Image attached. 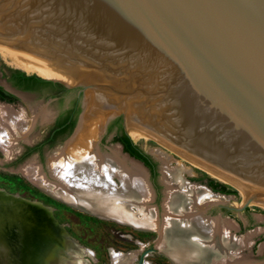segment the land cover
I'll list each match as a JSON object with an SVG mask.
<instances>
[{"label": "water", "instance_id": "1", "mask_svg": "<svg viewBox=\"0 0 264 264\" xmlns=\"http://www.w3.org/2000/svg\"><path fill=\"white\" fill-rule=\"evenodd\" d=\"M0 60L82 108L70 136L98 107L102 132L121 116L250 195L227 210L264 205V0H0ZM0 190V264H91L52 209Z\"/></svg>", "mask_w": 264, "mask_h": 264}, {"label": "bare ground", "instance_id": "2", "mask_svg": "<svg viewBox=\"0 0 264 264\" xmlns=\"http://www.w3.org/2000/svg\"><path fill=\"white\" fill-rule=\"evenodd\" d=\"M12 110L0 105V146L6 153L12 152L19 135L27 139L29 133L22 125V119ZM35 112L42 120L49 119L51 115L50 111L42 109ZM108 116L98 107H85L75 133L49 155L51 179L44 177L33 163L26 164L23 171L56 196L103 218L137 227L156 228L160 233L158 246L177 264H262L240 254V250L247 246L250 235L235 237L229 232V228L234 226L230 221L220 216H204L208 206L228 202V197L186 181L183 173H192L191 169L181 161L172 165L173 156L162 148L153 149L154 156L160 160L161 180L165 185L164 214L159 218L156 207L151 204L153 192L141 164L122 154L118 147H111L109 152L99 148V135ZM128 131L134 138H152L162 142L193 165L235 185L246 199L250 196L221 173L169 146L153 134L141 128ZM18 198L30 200L21 196ZM30 201L45 211L52 209L40 201ZM83 247L94 255L90 248ZM111 254L114 264H127L134 257L132 252L112 251ZM73 258L75 264L85 263L78 255Z\"/></svg>", "mask_w": 264, "mask_h": 264}, {"label": "rangeland", "instance_id": "3", "mask_svg": "<svg viewBox=\"0 0 264 264\" xmlns=\"http://www.w3.org/2000/svg\"><path fill=\"white\" fill-rule=\"evenodd\" d=\"M7 67L11 66L4 64L0 60V87L5 92L12 94L15 99L11 102L0 100V105H4L10 110L13 109V113L19 116L18 118H20V120L22 119V125L29 130V133L27 139L19 135V138L15 141L16 144L14 143L13 145L11 153H6L0 146V188L10 193H16L26 199L40 201L50 206L57 222L63 224L65 230L81 245L90 248L94 252V260L88 256H84L91 264H114V259L111 254L112 251L124 253L132 252L134 257L127 263L132 264L137 257V250L143 248L149 242H154L157 245L159 233L154 235L151 232L143 231V228L133 226L129 223L116 221L111 218H103L74 204L69 205L65 203L64 199L37 184L23 171L26 164L33 163L39 167V171L44 177L51 179L48 165L49 155H51L57 147L62 146L63 142L72 137L75 132L71 136L69 135L70 137L68 136L65 138L61 143L53 146L50 150L44 149V158L42 162L39 160L37 154L28 155L21 160L15 159L19 153H21L24 145L35 143L42 137L49 122V119L42 120V117L36 116L35 111L42 109L48 112L50 111L49 113L52 114L54 111L58 110V99L51 97L49 88L41 90H22L17 88L11 81L5 79L4 75H8ZM125 130L132 142L145 153L154 155L153 149L162 148L173 156L172 165H177V161H181L189 167L192 173H183L184 179L189 181V183L200 186L203 185L202 181L205 178H211L228 188L234 189L236 193L228 194V202L223 204L238 207L246 200L235 185L224 182L212 176L201 167L193 165L185 157L170 149L162 142L152 138H134L129 133L128 129ZM104 131L100 133L102 138L100 149L109 152L111 151V147H117V143L111 140V132L106 134ZM121 153L124 154V152ZM115 179L118 181L117 178ZM164 198L165 185L162 184L158 202L155 203L153 200L151 202V204L156 207L157 216L159 218H162L164 214ZM207 209L209 212L211 210L215 211L218 215L221 214L220 207L217 205H210ZM224 219L234 224L233 227L229 228V232L231 234L233 233L232 235L235 237L241 238L250 235L247 246L240 250V254L264 264V206L256 201H251L246 209L241 212L230 211V214L225 215ZM130 235H133L134 240H138L137 245L129 239L131 238ZM255 241L258 242L255 247L256 250H254L255 248L253 247ZM144 261L145 264H177L169 255L147 256L144 258Z\"/></svg>", "mask_w": 264, "mask_h": 264}, {"label": "flooded vegetation", "instance_id": "4", "mask_svg": "<svg viewBox=\"0 0 264 264\" xmlns=\"http://www.w3.org/2000/svg\"><path fill=\"white\" fill-rule=\"evenodd\" d=\"M5 79H7L6 76H5ZM59 90H60V88L57 85L52 86L50 88L51 97L59 99ZM2 101H4V100H2ZM81 110H82V108L78 107L74 110L63 112V113L59 112L58 110L54 111L50 115L49 122L46 126V129H45L42 137L38 141H36L35 143L24 145L23 149L21 150V153H19V155L15 159L21 160L28 155L37 154L39 160L42 162L43 158H44V149L50 150L53 146H55L58 143H61L65 138H67L72 133V131H73V129H74V127L78 121V117H79ZM104 132L106 134L111 132L112 133L111 140L116 142V143H119L122 146L123 152H126L123 148V144L119 140L114 139L115 136L119 137V136L126 134L124 131V128H123V121H122L121 116H116V117L112 118L107 123ZM101 140H102V138L98 139L99 148H100ZM63 144H64V142H63ZM142 152H143V154H145L147 156L149 163H146L144 160H141L139 158H135V157L131 156L128 152H126V153H128L131 157L137 159L146 168L147 173H148L147 180L153 188V197H154L153 201L156 203V202H158V199L160 197V188L162 185V182L160 181V177H159L160 176L159 164H161V163L159 161L155 160L152 155H149L148 153H145L144 151H142ZM187 174H189V173H187ZM212 181H214V180L211 178H205L202 181V183H203L202 186L206 187V189H208V190H211V192L221 193V194H224L226 196L228 195L227 193H224L221 190L220 186H215V188H214V183ZM65 203L71 205V203H69L67 201H65ZM221 204L222 205L219 206L220 210H221L220 215H218L215 211L210 210V212H209L208 209L206 208L204 210V216H209V217H214V218H217L220 216L221 219H224V216L229 215L230 211L224 207L225 204H223V203H221ZM116 221H118V220H116ZM239 226H240V224H239ZM140 228H143V231L151 232L154 235L159 233V231L154 227H140ZM240 229H241V227H240ZM130 237L131 238H129V239L132 240L137 245L138 240L137 239L134 240L133 235H130ZM159 237H160V233H159ZM159 237L157 239V245L154 242H149L143 248L137 250V253H136L137 257L132 264H145L144 258L147 256H154V255L167 256L168 254H166V252L163 251L158 246ZM257 244H258V242L255 241L253 247L255 248L257 246ZM254 250H256V248Z\"/></svg>", "mask_w": 264, "mask_h": 264}, {"label": "trees", "instance_id": "5", "mask_svg": "<svg viewBox=\"0 0 264 264\" xmlns=\"http://www.w3.org/2000/svg\"><path fill=\"white\" fill-rule=\"evenodd\" d=\"M7 70H8V75L5 74L7 79L11 81L17 88H20L22 90H41L44 88L50 89L52 86L56 85L51 80H48L46 78H43L41 76L32 73L31 74L26 73L25 71L16 68L7 67ZM0 99L11 102L15 98L12 94L5 92L0 87ZM114 139L119 140L123 144L124 150L128 152L131 156L144 160L146 163H149L147 156L143 154V152L138 148V146L132 142L131 138L127 134L119 137L115 136ZM212 182L214 183V188L215 186H220L221 190L224 193L227 194L236 193L234 189L228 188L217 181H212Z\"/></svg>", "mask_w": 264, "mask_h": 264}]
</instances>
